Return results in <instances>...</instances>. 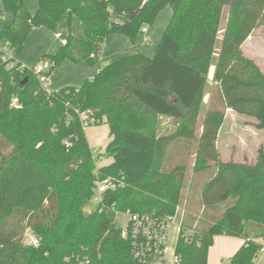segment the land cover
<instances>
[{"label":"trees","instance_id":"trees-1","mask_svg":"<svg viewBox=\"0 0 264 264\" xmlns=\"http://www.w3.org/2000/svg\"><path fill=\"white\" fill-rule=\"evenodd\" d=\"M1 1L13 16L1 31L9 50L23 52L37 28L63 41L40 60L52 65L47 79L65 62L98 72L79 86L51 90L20 64L8 69L0 49V264H68L67 257L133 264L117 212L173 215L194 147L183 223L194 233L179 238L182 264H208L222 235L243 241L228 264H254L264 247V151L254 164L223 162L217 141L228 109L264 129V73L242 50L264 26V0H37L35 14L26 0ZM168 7L172 16L154 56L104 57L111 35L127 37L133 50ZM214 61L215 89L200 124ZM14 96L18 108L11 107ZM164 119L172 132L163 131ZM103 124L113 162L98 168L102 155L91 149L86 129ZM98 176L122 177L125 185L88 213ZM29 226L37 246L23 243Z\"/></svg>","mask_w":264,"mask_h":264},{"label":"rangeland","instance_id":"rangeland-1","mask_svg":"<svg viewBox=\"0 0 264 264\" xmlns=\"http://www.w3.org/2000/svg\"><path fill=\"white\" fill-rule=\"evenodd\" d=\"M27 7L29 11L32 14H35L37 9H38V1L37 0H26ZM171 12V8L168 7L165 12L163 11L162 14L159 16V18L156 21V24L153 27H147L149 30V33H143L142 37L143 40L144 38L146 39L147 36L150 35L151 40L149 43L146 45L150 46L146 53L150 56H153V50L156 48V46L160 43L161 38L163 34L166 31V28L170 22L169 14ZM12 16L8 12H5L1 6V1H0V32L3 27L9 25L11 23ZM225 28V21L222 23V26L220 28V34L218 37V43L216 47V52L219 51L220 43H221V38L223 35V31ZM51 37L45 38L44 36L40 35L37 32H34L33 35L29 38L28 41V48H27V55L31 56L33 60V64H37L39 60L42 59L40 57L41 52H37V47H43L47 45V50L48 48H53L51 41L55 40V36L48 32ZM51 39V40H50ZM113 43L116 44V48L118 51H115L114 53H111L107 56L110 57H105V58H112L113 56H117L118 54L122 53H129L131 52L128 49H131V46L129 48H126V46L123 44L122 41L117 40L115 41L114 39H110ZM110 41L104 44V54H108V44ZM0 44H1V38H0ZM114 46V45H113ZM3 48V47H2ZM54 50V49H53ZM243 54L254 60L256 64L261 68L262 72L264 73V26H259L257 29L254 30V32L251 34V39L248 43L243 45L242 47ZM48 52V51H46ZM217 56V54H216ZM35 58V59H34ZM35 60V61H34ZM107 62L106 61L102 62L101 67H103ZM26 66H31L24 61L22 62ZM69 63V62H66ZM71 66L75 64H71ZM35 66V65H34ZM88 66V65H87ZM32 68V67H31ZM98 68H91L88 66V70L90 71V74L97 72ZM215 71V61L212 63L209 76H208V87H207V92L204 97V105L206 104V100L208 101V96H211V94L214 92L215 89V82L213 80V75ZM69 68H65L61 66L59 69L54 71L52 75L49 77V80L54 84V86H59L61 83H66L67 84H77L75 86H79L81 84V80L79 78H76V73H72ZM77 82V83H75ZM52 90V88H51ZM206 106L202 109L201 115H200V120L199 123L201 124L204 114L206 112ZM235 117V116H234ZM168 124V120H163L162 123V129L164 132H172L173 128L166 126ZM225 132L222 133L220 137V142H219V152L221 153V160L223 162H229V161H234V162H247L254 164L257 160L258 157V152L259 149L262 148L264 151V129H257L255 127V120L247 117V116H242V115H236L235 119L227 117V121L224 127ZM227 130V131H226ZM87 136L89 138V141L91 143V146L95 148V150L98 152V154L102 155V159L98 160L99 165L105 163L109 157L105 154L106 150V143L108 140V135H109V130L108 126L103 124L99 126H92L88 127L86 129ZM195 147L193 152L191 153L189 159H188V173H187V178L185 181L184 188L181 193V199L180 202L176 208V211H179V216H183L184 219L186 215L189 213L187 209V200L190 192V186H191V181H192V173H193V164H194V157H195ZM95 155L97 153L95 152ZM97 163V164H98ZM194 204V201L192 202V205ZM97 210V203L95 201H92L89 206L87 207L86 211L88 213L94 212ZM128 221V216L123 214V213H118L115 219V224L116 228H122L126 225ZM30 227V226H29ZM28 228V227H27ZM193 235V234H192ZM174 240L177 239L176 233L173 234ZM241 240V239H240ZM263 242L264 239L259 240L258 242ZM239 248V239L236 237L232 236H217L214 239V245L211 247L209 251V264H228L230 258L233 256V254L238 250ZM264 260V247L260 251V254L258 256V261Z\"/></svg>","mask_w":264,"mask_h":264},{"label":"built area","instance_id":"built-area-1","mask_svg":"<svg viewBox=\"0 0 264 264\" xmlns=\"http://www.w3.org/2000/svg\"><path fill=\"white\" fill-rule=\"evenodd\" d=\"M147 27L143 29V33L147 32ZM1 59L7 63V68H15L18 64L15 59V53L9 50L8 46L4 43ZM21 68H27L22 64ZM52 65L49 61H39L34 67L28 68L35 76L45 79L49 84V78L46 76L51 73ZM20 100L18 96L11 99V107L18 108ZM69 147L70 143L66 142ZM98 152L95 150L94 153ZM125 185L124 179L114 177L98 176L94 182L93 198L92 201L97 203V208L103 209L104 195L106 192L115 191ZM91 201V202H92ZM179 211L173 215H158L155 213L141 214L132 213L130 211L117 212L123 213L128 216L126 225L119 228L123 239L129 241L131 245V254L133 264H182V257L177 251V245L180 236L183 234L186 237L194 233L193 229L185 230L183 223L184 217L179 216ZM116 214V216H117ZM177 235L174 240L173 234ZM39 238L32 228H26L23 235V243L26 245L37 246L39 245ZM259 256V255H258ZM68 264H84L75 263L71 258L67 257ZM254 264H264V260L258 261L255 259Z\"/></svg>","mask_w":264,"mask_h":264},{"label":"crops","instance_id":"crops-1","mask_svg":"<svg viewBox=\"0 0 264 264\" xmlns=\"http://www.w3.org/2000/svg\"><path fill=\"white\" fill-rule=\"evenodd\" d=\"M1 1V0H0ZM1 6H2V8H3V10H4V7H3V3H2V1H1ZM167 9V8H166ZM165 9V10H166ZM38 10V9H37ZM165 10H164V12H165ZM6 12V11H5ZM37 12V11H36ZM163 12V11H162ZM162 12H161V14H162ZM9 13V12H8ZM10 14V13H9ZM160 14V15H161ZM169 14V18L172 16V9H171V12L170 13H168ZM159 15V16H160ZM11 16H12V14H11ZM159 18V17H158ZM171 19V18H170ZM12 21H13V16H12V20H11V23H12ZM10 23V24H11ZM3 29V28H2ZM2 31V30H1ZM34 32H37V33H39L40 35H42V36H44L45 38H48V37H51V35H49V33L48 32H50L51 34H53V36H55V40H53V41H51V44H52V47L53 48H48V50H47V45H48V43L46 44V46H43V47H37V52H41L39 55H40V57H45V56H49V55H53V54H55V53H57L59 50H60V48L62 47V45H63V41L59 38V36L58 35H56V34H54L53 32H51V31H49L48 29H46V28H37V29H35V30H33V32L31 33V35H33V33ZM147 32L149 33V30H147ZM31 35L29 36V38L31 37ZM0 38H1V44H0V48H2L3 46H4V41H3V39H2V37H1V32H0ZM29 38L27 39V41H26V43H25V48H24V50H23V52H20V53H15V59H16V61L18 62V63H20V64H22L23 66H25V67H27V68H31V67H34V65H36V63L35 64H33L34 62H33V60H32V58H31V56H29V55H27V48H28V41H29ZM110 39H114L115 41H117V40H120V41H122L123 42V44L126 46V48H129L130 46H131V48H132V44H131V42H130V40L127 38V37H125V36H121V35H111L108 39H107V43L110 41ZM162 39V38H161ZM250 39H251V36L246 40V42L249 40L250 41ZM51 40V39H50ZM150 40H151V37H150V35L149 36H147V38L145 39L144 38V40H143V37H142V35L139 37V39H138V44H137V46H136V48L135 49H133V50H131V49H128V50H130L131 52H129V53H136L137 51L138 52H140V53H143V54H145L146 56H149V57H152V56H150V55H148L147 53H146V51L149 49V48H151L150 46H148V45H146L147 43H149L150 42ZM246 42L243 44V45H245L246 44ZM160 44V43H159ZM159 44L156 46V48H154V50H153V56H154V54L156 53V50H157V48H158V46H159ZM114 45V46H113ZM49 46V45H48ZM243 47V46H242ZM54 49V50H53ZM46 51H48V52H46ZM108 54H107V52H106V54H104V50H103V55L105 56V57H110V56H107V55H109V54H111V53H114L115 51H118V49L116 48V44L115 43H113L112 41H110V43L108 44ZM119 55V54H118ZM35 59V58H34ZM24 61V63H26V64H28V65H31V66H26V65H24L22 62ZM35 61V60H34ZM40 61V60H39ZM88 64H86V63H80V64H75V65H73V66H71L70 65V63H64L62 66L63 67H65V68H69L71 71H73L72 73H76L77 75H76V78L78 77H80L79 78V80L78 81H80L81 79V81L83 82L85 79H92V78H94V76L97 74V72H98V69H97V72H95V74L94 73H92V74H90V71L88 70V66H87ZM53 76V75H52ZM81 82V83H82ZM75 83H77V82H75ZM75 85H78V83L77 84H74V85H72V84H67V82L66 83H61V84H59V86H54V84L49 80V86H50V89L52 88V90H58V89H60V88H62V87H65V86H75ZM206 92H207V90H206ZM206 94V93H205ZM207 96H208V101L206 100V104H205V106L207 107V105H208V103H209V100H210V96L207 94ZM236 115H237V113H235L233 110H231V109H228L227 110V113H226V117H225V120H224V123H223V125H222V128H221V130H220V132H219V136H218V141H217V146L219 147V142H220V137H221V135H222V133H224L225 132V130H224V127H225V124H226V121H227V117H228V119H229V116H230V118H232V120H233V118L235 119V117H236ZM235 116V117H234ZM169 127H172V126H169ZM173 128V127H172ZM108 130H109V127H108ZM227 131V130H226ZM199 133H201V131L199 132ZM86 135H87V133H86ZM87 138H88V136H87ZM88 141H89V138H88ZM109 141H110V137H109V135H108V140H107V143H106V145L105 146H107V144L109 143ZM89 144H90V147H91V149L93 150V151H95V148H93L92 146H91V143H90V141H89ZM220 155H221V153H220ZM113 162V159L112 158H109L105 163H103V164H100L99 165V163L97 164V166H98V168H100V167H102V166H106V165H109V164H111ZM239 239V238H238ZM262 240V239H261ZM242 243H243V241L242 240H240L239 239V247L242 245ZM261 243L264 245V243L261 241ZM208 264H209V261H208Z\"/></svg>","mask_w":264,"mask_h":264},{"label":"water","instance_id":"water-1","mask_svg":"<svg viewBox=\"0 0 264 264\" xmlns=\"http://www.w3.org/2000/svg\"><path fill=\"white\" fill-rule=\"evenodd\" d=\"M27 82H28V78H26V79L23 81L22 85H25Z\"/></svg>","mask_w":264,"mask_h":264}]
</instances>
